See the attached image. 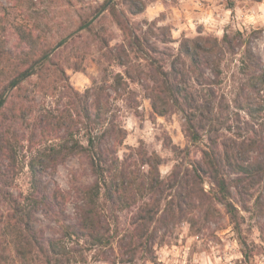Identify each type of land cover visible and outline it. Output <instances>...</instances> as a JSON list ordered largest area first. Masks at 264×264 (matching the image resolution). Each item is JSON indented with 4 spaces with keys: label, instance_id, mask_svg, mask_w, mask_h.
<instances>
[{
    "label": "trees",
    "instance_id": "16d2710c",
    "mask_svg": "<svg viewBox=\"0 0 264 264\" xmlns=\"http://www.w3.org/2000/svg\"><path fill=\"white\" fill-rule=\"evenodd\" d=\"M144 8L142 0H132L133 14ZM105 12L112 13L118 24L127 28L117 3L104 0L82 20L77 33L47 46L39 47L41 35L19 22L13 25L18 36L15 50L7 49V40L0 38V199L8 205V217L18 228L14 242L20 258L36 249L44 254L47 264H67L71 260L62 239L49 237L36 227L39 212L66 217L67 195L60 188L51 189L45 177L71 157L88 165L93 180L73 187L81 203L77 221L68 225L70 234L93 245L106 243L110 240L106 212L139 204L134 234L127 244L131 259L137 241L142 245L150 242L153 250L158 227L150 232L148 226L188 220L198 205L204 207L209 193L201 185L206 180L212 185L210 198L224 204L233 219L237 207L231 200L232 189L246 199L264 181V137L254 125L264 112L259 102L264 90V59L241 30L227 29L222 37L185 36L176 52L151 43L149 32L167 29L157 21H152L149 32L130 30L127 42L116 46L103 39L107 58L117 60L125 75L143 86L153 111L159 115L181 111L189 142H205L199 158L185 167L184 163L177 164L167 179L161 176L162 157L158 154H149L143 147L133 149L140 167L129 156H119L126 129L112 112L110 95L105 97L102 87L77 90L65 65L70 57H62L66 48L82 37L79 31H92L94 40L100 37L93 23ZM79 58L69 66L81 70L84 55ZM32 79L35 95L30 97L26 82ZM116 81L113 88L118 91L124 81L122 73L116 75ZM228 82L235 88L232 99ZM48 97L54 101H47ZM232 115L235 125L229 122ZM224 129H234L235 137L223 138ZM23 150L30 154L27 165L32 179L30 192L20 199L11 187ZM243 207L248 209L246 201ZM4 256L0 251V259Z\"/></svg>",
    "mask_w": 264,
    "mask_h": 264
},
{
    "label": "rangeland",
    "instance_id": "374dc122",
    "mask_svg": "<svg viewBox=\"0 0 264 264\" xmlns=\"http://www.w3.org/2000/svg\"><path fill=\"white\" fill-rule=\"evenodd\" d=\"M103 1L0 0V38L7 40V49L15 50L18 36L13 25L19 22L29 25L35 35H41L43 40L39 47L47 46L78 31L82 20L94 13ZM114 1L127 28L123 29L112 13L105 12L93 23L94 31L100 37L94 40L92 31H79L82 37L66 48L62 57H70V62L65 65L70 82L77 90L84 92L88 88L102 87L103 95H110L112 112L118 115V122L126 129V138L118 147L119 156H129L138 161L140 167L139 156L133 149L143 147L149 154H158L162 157L161 176L167 179L177 164L184 163L185 167L199 158L205 142H189L181 111L172 110L166 115L153 111L151 99L143 86L128 78L117 60L107 58L108 50L103 39L113 47L127 42L130 30L143 34L149 32L152 21H157L159 26L167 29L155 28L153 33L149 32L151 43H156L161 50L176 52L185 36L212 34L222 37L227 29L241 30L249 36L254 51L264 59V0H142L145 8L137 14L132 13V0ZM142 5L139 3V7ZM164 38L172 41L164 43L160 40ZM131 53L134 56V51ZM82 55L81 70L69 66ZM118 73H122L124 81L115 91L113 87L117 85ZM33 82L34 79L26 82L30 97L35 95ZM227 87L229 99H232L234 85L228 82ZM37 97L41 99V96ZM46 100L54 101L50 97ZM259 102L264 108V90ZM242 115L247 118L244 113ZM230 119L231 124H237L234 115ZM254 125L264 137V112L256 118ZM221 134L225 139L235 137V130L224 129ZM175 146L183 150L176 151ZM29 156L26 150L20 152L15 182L11 187L20 199L31 190ZM143 169L147 170L148 166L144 165ZM90 173L86 163L78 157H71L45 177L51 189L60 188L67 195L66 217L39 212L36 227L49 237L63 240L70 251L71 260L67 264H264V181L258 183L246 199L232 189L231 200L237 207V216L233 219L224 204L210 198L212 185L206 180L201 185L209 193L204 207L198 205L188 220H170L168 226H148L150 232L158 227L153 250H150V242L142 245L137 241L134 244L135 257L131 259L127 244L134 234L133 222L139 204L122 211L106 212L107 236L110 238L106 243L93 245L69 232L68 225L77 221L81 203L73 187L91 182L93 176ZM167 199L170 200L171 196ZM245 201L248 209L243 207ZM9 213L8 205L0 199V251L5 255L0 264H47L44 254L36 249L24 259L17 255L14 241L18 228L8 217Z\"/></svg>",
    "mask_w": 264,
    "mask_h": 264
}]
</instances>
